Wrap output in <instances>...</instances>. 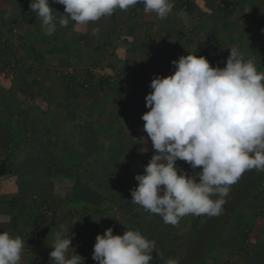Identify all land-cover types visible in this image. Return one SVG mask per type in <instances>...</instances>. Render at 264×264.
I'll return each instance as SVG.
<instances>
[{
	"label": "crops",
	"instance_id": "1",
	"mask_svg": "<svg viewBox=\"0 0 264 264\" xmlns=\"http://www.w3.org/2000/svg\"><path fill=\"white\" fill-rule=\"evenodd\" d=\"M224 1L230 3L226 8L217 0H172L174 6L163 21L154 13H144L138 4L87 26L57 23L56 31L48 36L30 11V0H0V160L9 170L0 176V233L25 241L20 264H53L49 253L54 233L61 228L65 237L77 231V241L70 247L84 258V264H98L92 260L95 237L108 228L114 235L138 230L151 240L141 231L149 229L142 207L137 209L143 221L138 228L130 213L118 212L109 192L103 202L98 190H93L114 183L129 188L130 174L144 172L154 154L141 119L150 109L145 101L126 96L124 89L121 95V79L114 73L138 83V89L148 95L152 80L148 60L158 65L163 78L174 73L172 61L188 54L203 56L211 67L223 68L233 47L245 61L252 60L258 71H264L257 52L259 38L249 36L248 44L243 40L258 9L244 0ZM49 5L63 14V5L52 0ZM93 27L99 28L98 35L92 34ZM92 65H99L106 78L84 91L80 83ZM69 69L72 76L67 75ZM54 124L59 125L53 136L57 142L43 144ZM24 125L29 132H23ZM31 134L39 140L36 145L30 143ZM35 156L41 160L32 163ZM30 162L33 169L44 171L73 166L75 180L20 177L18 172L21 168L29 171L31 167L25 164ZM183 164L188 175L201 170L176 161L177 168ZM111 171L121 172L123 184L108 176ZM73 182L74 199L69 196ZM38 188L47 197L36 194ZM45 199L49 213L42 210ZM224 199L218 216L180 219L178 234L195 225L193 239H184L186 250L207 248L209 254L201 264H264V172L246 171ZM86 228L87 235L81 233ZM158 251L155 247L154 253Z\"/></svg>",
	"mask_w": 264,
	"mask_h": 264
},
{
	"label": "clouds",
	"instance_id": "2",
	"mask_svg": "<svg viewBox=\"0 0 264 264\" xmlns=\"http://www.w3.org/2000/svg\"><path fill=\"white\" fill-rule=\"evenodd\" d=\"M52 3L63 5V14H57L49 0H30L29 4L48 36L56 31L57 23L61 27L70 21L87 26L138 4L144 13H154L163 21L174 6L172 0ZM91 31L98 35L99 28ZM171 63L174 73L163 78L155 75L145 97V107L150 110L141 119L154 154L143 174L134 177L137 186L130 195L132 203L159 215L165 224L177 225L187 215H220L224 198L242 174L253 169L264 172V71H258L252 60L245 61L236 47L230 49L223 68L211 67L205 57L192 54ZM177 160L201 170L188 175L177 168ZM73 237H65L63 228L55 232L49 261L84 264V258L70 247ZM155 247V241L138 230L114 235L108 228L95 237L92 260L98 264H150ZM24 248L20 237L0 233V264H20ZM166 264H179V260L168 259Z\"/></svg>",
	"mask_w": 264,
	"mask_h": 264
},
{
	"label": "trees",
	"instance_id": "3",
	"mask_svg": "<svg viewBox=\"0 0 264 264\" xmlns=\"http://www.w3.org/2000/svg\"><path fill=\"white\" fill-rule=\"evenodd\" d=\"M244 1L252 6H256L258 10L254 14L257 16V18L261 17L262 19H264V1L263 0H256V1L255 0H244ZM217 2H220V4L224 5L225 8L228 7V5L230 4L229 2H226L224 0H217ZM24 74L28 75V72L26 71ZM119 92L121 95L123 94L122 88L119 89ZM58 128H59V125L54 124L50 127L48 132L50 134L54 132L55 134L58 131ZM22 130L24 133H27V131L29 132L26 126ZM54 134L52 133V135ZM55 138L56 137L49 139L48 142L54 145L55 142H57L55 141ZM134 151H136V149ZM36 160L40 161L41 158L38 156L33 157L32 163H34V161ZM184 164L182 165V167L184 166ZM182 167L178 169L181 170ZM34 170H37L36 171L37 174L36 172L26 173V174H29L31 178H33L34 180H39L40 177H47L48 179H51L55 176H57L58 178L60 177L68 178L72 181L75 180V173L73 170V166H70V165H67L66 168L61 171H51V170L44 171L38 168ZM8 173H9V170H8L7 163L4 160H0V176H4ZM107 174L108 176L117 178L118 183L120 185L123 184V182L121 181V175H122L121 172L111 171ZM138 174H143V172H134L130 174L129 188L128 187L123 188L121 186H117V184L114 183L112 184V187L102 186L100 188L98 186L97 189H93V190H96V191L98 190L97 192L99 194V198L103 202L106 201L103 195L109 192L108 194H110L115 200V205H116L118 212L121 213L122 215L126 213H130L131 214L130 217H131V220L133 221V224L139 228V226L143 224V221L139 219L140 217L139 211H137L139 205H136L131 202V195H130V190L134 189L133 187L134 177ZM18 175L20 176V171L18 172ZM24 176H20V177H24ZM74 185L75 184L73 182L72 188L69 191V196L71 195L73 199L76 198ZM36 194L44 196V198L47 197L46 191L43 189L36 191ZM47 202H48L47 199L42 200L41 205L45 206L48 209L49 205L47 206L45 205V203L47 204ZM141 210L143 213H145V216L148 218V222H149V224H147L149 229L146 231L141 229V231L144 234L148 235L151 238V240L155 241L156 247L159 249L158 253H154V252L152 253V256H153L152 260L158 261V264H166L168 259H178L179 264H180L181 261H186L189 259L190 256H192L190 258L191 261L188 262V264H201V262L208 256L209 250L207 248L206 250H202V251L186 250L187 242L184 239L186 240L193 239V233L195 232L194 224L189 230L187 229L184 231V233L178 234V232L176 231V225L165 224L159 215L152 214L148 211H145L143 208ZM150 225L153 226V228H150ZM76 229H77V226H76ZM81 233L87 235V228L82 230ZM73 234H74V237H73ZM76 234H77L76 230L74 231V233H70L69 236L73 237L71 243H75L77 241V239H75ZM232 238L233 240L237 239V237H234V236Z\"/></svg>",
	"mask_w": 264,
	"mask_h": 264
},
{
	"label": "built area",
	"instance_id": "4",
	"mask_svg": "<svg viewBox=\"0 0 264 264\" xmlns=\"http://www.w3.org/2000/svg\"><path fill=\"white\" fill-rule=\"evenodd\" d=\"M218 4L220 5V2H218ZM11 32H12V34H16L17 30L13 29ZM146 65H147V67H148V69L150 71L149 74H150L151 79H153L155 75H160V71H159L158 65L156 63H154L152 60H148ZM67 75L68 76H72L73 75V70L69 69L67 71ZM84 75H85L86 79H85L84 82L80 83V87L84 91L89 90L91 87H93L96 80L102 79V78L105 77L104 72H103L102 68L99 65H92V66L87 67L85 69V71H84ZM114 76L115 77L119 76V78L121 79L119 84H120L121 88L124 89V92H125L126 96H134V97H136V99L138 101H145V97H146L147 94L144 93V92H141L138 89V86H139L138 83L135 82L133 84L132 80L130 78H128V77L121 78V76L117 72L114 73ZM186 170H187L186 169V165H184L182 167L181 171L186 173ZM42 210L45 213H49L45 206H42Z\"/></svg>",
	"mask_w": 264,
	"mask_h": 264
},
{
	"label": "rangeland",
	"instance_id": "5",
	"mask_svg": "<svg viewBox=\"0 0 264 264\" xmlns=\"http://www.w3.org/2000/svg\"><path fill=\"white\" fill-rule=\"evenodd\" d=\"M245 33H246V35H244L245 38L243 39L245 43L248 42V37L251 36V35L256 36L257 38H259L260 46H259V49L257 50V52H258L259 57L261 58V61H264V19H262L261 17L260 18H256L254 24L252 25V27L249 28V29L247 28V32H245ZM52 133L54 134V132H52ZM52 133L51 134L49 133L47 135L45 134V136H44V138L42 140L43 141V144L48 143L49 139L53 138V136L55 134L52 135ZM33 139H34L33 138V135L31 134V136H30V143L36 145L39 142V140H37L36 138L34 140ZM41 147H43V146H41ZM25 165L30 166V165H33V164L30 162V163H26ZM33 170L34 169L32 167L29 168V171L26 168H21L20 169V176H24L27 172H29V173L30 172H33L34 173V172L37 171V170H34V171ZM36 174H37V172H36ZM191 257L192 256H190L188 260H190ZM186 261H184V263Z\"/></svg>",
	"mask_w": 264,
	"mask_h": 264
}]
</instances>
